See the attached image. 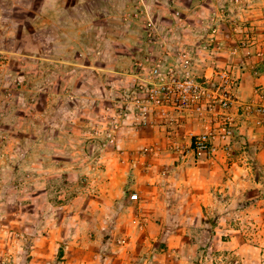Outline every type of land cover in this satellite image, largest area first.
I'll return each mask as SVG.
<instances>
[{
    "label": "clouds",
    "instance_id": "9594fccd",
    "mask_svg": "<svg viewBox=\"0 0 264 264\" xmlns=\"http://www.w3.org/2000/svg\"><path fill=\"white\" fill-rule=\"evenodd\" d=\"M188 2L0 0L8 61L0 63V264H55L62 245L65 254L97 249L94 264H264V217L246 196L264 185L252 183L246 161L218 191L215 173L168 151L155 152L164 170L150 177L135 164L118 168L120 154L145 151L153 101L175 77L191 85L182 95L196 89L193 98L202 73L226 80L217 57L232 63L238 54L224 51L223 23L238 35L249 23L264 29V0ZM214 39L220 47L209 51ZM144 183L156 189L148 207L162 218L151 238L169 246L167 256L156 247L134 255L143 228L132 219L140 195L132 190ZM193 187L205 191L206 214L188 203Z\"/></svg>",
    "mask_w": 264,
    "mask_h": 264
},
{
    "label": "rangeland",
    "instance_id": "374dc122",
    "mask_svg": "<svg viewBox=\"0 0 264 264\" xmlns=\"http://www.w3.org/2000/svg\"><path fill=\"white\" fill-rule=\"evenodd\" d=\"M186 7H191L188 0H183ZM171 3V0H170ZM171 11H178L175 7ZM183 15V14H182ZM225 15L227 13L225 12ZM248 29L242 35L235 32V25L231 22L223 23L221 40L224 44V51H232L238 54L234 62L229 63L227 56H219V63L226 65L231 83L229 90L232 96V104L229 110L231 119L232 133L230 136L229 147H218L210 155L206 153H197L196 150L188 147L189 130L198 131L203 124L216 123L209 116L195 115L190 113L177 121L172 126L162 123V119L156 118L155 122L149 128L144 130L142 143L145 151L130 150L127 155L120 154L119 171H123L128 165L135 164L136 171L141 177H150L151 170H164V166L154 158L157 150L160 152L168 151L175 157L191 158L197 167L207 169L209 173H215L219 178L217 190L220 186L227 184L233 178L237 171L245 166V161L252 172V183L264 185V29L252 28L251 23L245 25ZM221 40H213L209 51L219 49ZM0 63H8L7 60L0 57ZM220 68H215L218 72ZM235 74V75H234ZM199 80H208L207 73L197 76ZM218 81H207L205 86L213 87ZM31 87V85H27ZM240 93V95H238ZM244 97V99L241 98ZM41 103L44 108L47 107V101L42 98ZM250 106V107H247ZM218 108V107H217ZM256 108H259L256 110ZM219 109V108H218ZM255 137V140L252 139ZM172 138V139H171ZM182 143V148L169 147L170 140ZM182 141V142H181ZM179 163V161H178ZM120 176L117 175L116 182H119ZM112 183V180H109ZM227 191V189H224ZM139 192V200L135 203L132 219L139 220L143 228L141 238L138 241V247L134 255H139L146 247H156L167 256L169 246L167 244H157L151 238V227H159L162 224L160 220L155 219L154 212L148 207L156 199V189L148 183L139 185L132 190ZM132 194L131 192L129 193ZM107 195V193H105ZM205 195L202 188L193 187L189 197V205L195 211L196 207L207 213L200 198ZM252 208L260 212L264 217V190L261 188H251L246 193ZM215 227V221H211ZM129 229L124 228L120 235H127ZM179 235V233H178ZM227 241V237L224 238ZM131 243V239L128 240ZM44 255L50 254L48 245L43 249ZM98 250L95 248L73 249L68 254L63 251V245L57 255L53 257L55 264H94ZM38 264H47L46 261H39ZM113 264H130L120 257H113ZM167 264H173L172 259H167Z\"/></svg>",
    "mask_w": 264,
    "mask_h": 264
},
{
    "label": "built area",
    "instance_id": "2783aa9c",
    "mask_svg": "<svg viewBox=\"0 0 264 264\" xmlns=\"http://www.w3.org/2000/svg\"><path fill=\"white\" fill-rule=\"evenodd\" d=\"M174 79L176 82L163 90V93L157 98L158 102L153 101L157 105L153 113L154 118L161 119L163 113H168L169 115L175 113L177 114L175 119H162L163 124L175 127L174 125L179 119L184 118L185 115L190 113L209 116L216 123H212L211 121L210 123L203 124L198 131L193 129L189 130L188 147L196 150L197 153L203 152L207 155H210L218 147L228 148L232 133L228 110L232 104V96L229 90L231 78L228 71L226 80L224 82H218L213 87L205 86V83L209 80L195 78L196 84L202 90L198 98H193L196 89H193V93L182 95V91L187 92L191 85H186L180 77H175ZM258 109L256 108V110ZM225 136H227V139H225ZM169 147L182 148L183 145L173 139L170 140Z\"/></svg>",
    "mask_w": 264,
    "mask_h": 264
}]
</instances>
